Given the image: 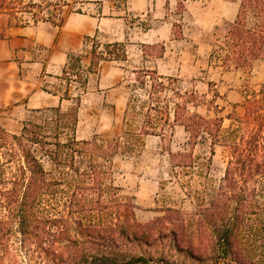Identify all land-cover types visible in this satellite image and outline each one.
Segmentation results:
<instances>
[{
    "label": "trees",
    "instance_id": "1",
    "mask_svg": "<svg viewBox=\"0 0 264 264\" xmlns=\"http://www.w3.org/2000/svg\"><path fill=\"white\" fill-rule=\"evenodd\" d=\"M220 50L225 70L250 71L264 55V0H238ZM125 58L121 44H107L104 52L94 48L89 72L101 61ZM137 74L151 82L147 101L130 97L118 134L77 140L76 106L32 111L39 117L26 119L19 134L0 128V246L15 230L53 264H186L145 249L156 240L155 226L168 221L175 248L193 234L211 237L214 255L200 264H263L264 96L247 95L244 115L228 117L232 124L225 128L216 106H208L213 115L188 109L206 102L205 95L173 91L177 102L170 112L159 105L165 90L160 77L146 70ZM175 125L188 135L189 151L169 153L171 173L195 211L166 208L162 217L140 223L134 199L114 184L113 160L137 156L144 137L163 136L165 127ZM203 136L210 139L212 156L215 146L226 150L217 189L206 175L211 159L200 162L192 153ZM13 163L7 178L5 165Z\"/></svg>",
    "mask_w": 264,
    "mask_h": 264
},
{
    "label": "rangeland",
    "instance_id": "2",
    "mask_svg": "<svg viewBox=\"0 0 264 264\" xmlns=\"http://www.w3.org/2000/svg\"><path fill=\"white\" fill-rule=\"evenodd\" d=\"M178 1H186V5L182 3L184 8L177 9L173 1L172 8L167 6L164 16L171 28L170 40L141 44L142 32L160 25L158 17L162 12L157 16L129 13L126 15V24L130 28L128 37L125 42L119 43L126 53L125 60L108 64L109 69L100 84L95 83L97 79L94 76V89H71L70 101H65L60 108H78L77 140H90L96 135H115L122 130L123 115L130 97L135 96L140 102L147 101L151 82L147 78H141L143 76L137 74L138 71H152L160 77L159 82L165 86V90L158 94L160 106L168 105L172 112L174 103L177 102L173 91L181 95H205L206 102L196 109L188 105V109L202 115H213L207 109L208 106H216L221 110L220 116L224 119L225 128L232 124L228 117L244 115L247 95L255 93L258 99L264 96V55L253 63L248 72L225 70L221 65L220 48L229 24L235 19L238 0ZM6 6L12 11L11 20L15 24L37 21L44 15L60 24L62 12L80 11L78 5L66 7L42 0H10ZM43 10L44 14L41 13ZM87 43L92 46V43ZM107 44L109 43L100 37L95 40L93 47L97 52H104ZM70 63L72 67L76 65L74 60ZM140 81L144 84H140ZM214 91L218 93V97L212 95ZM38 117L39 115L30 112L26 114L25 120H35ZM140 121L138 119L135 126ZM22 125L0 120V128L10 134L19 133ZM188 151V135L182 127L175 125L165 127L163 136L144 137V147L137 156H117L113 160L114 184L124 195L134 199L138 222L147 223L162 217V210L166 208L178 209L184 213L195 211L193 202L181 190L170 167L169 153ZM210 151V139L203 136L193 147L192 153L200 162L211 159L206 175L209 184L217 189L222 184L227 161L226 150L215 146L213 156ZM1 153L2 151L0 155ZM5 168L6 177L9 178L15 164L5 165ZM194 180L200 182L201 178L196 176ZM166 222L168 221H162V224L155 226L156 240L145 247L146 251L154 255L164 254L178 263L186 264H200V260L214 255L212 239L208 234H193L175 248L171 241L172 227ZM0 256V264H53L33 244L23 241L15 230L10 232L0 246ZM207 263L212 264L211 261Z\"/></svg>",
    "mask_w": 264,
    "mask_h": 264
},
{
    "label": "crops",
    "instance_id": "3",
    "mask_svg": "<svg viewBox=\"0 0 264 264\" xmlns=\"http://www.w3.org/2000/svg\"><path fill=\"white\" fill-rule=\"evenodd\" d=\"M9 1L0 0V120L18 124L32 111L62 107L70 101L71 89H94V76L100 84L108 64L114 61H102L95 73L89 72L94 38L123 43L130 30L126 15L157 16L162 12L160 25L142 32L141 44L170 40L171 28L164 16L173 1L177 6L176 0H42L66 7L78 5L80 11L62 12L61 24L46 15L15 24L6 6ZM182 3L186 5V1ZM73 60L76 65L72 67Z\"/></svg>",
    "mask_w": 264,
    "mask_h": 264
}]
</instances>
